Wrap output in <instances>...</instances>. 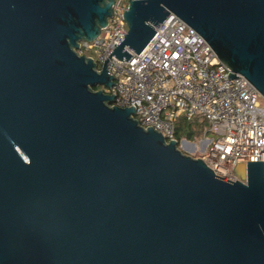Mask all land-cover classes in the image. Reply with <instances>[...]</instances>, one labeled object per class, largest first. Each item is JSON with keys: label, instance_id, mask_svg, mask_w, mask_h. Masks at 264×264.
Segmentation results:
<instances>
[{"label": "water", "instance_id": "95a60500", "mask_svg": "<svg viewBox=\"0 0 264 264\" xmlns=\"http://www.w3.org/2000/svg\"><path fill=\"white\" fill-rule=\"evenodd\" d=\"M115 2L0 0V264H264V162L224 179L105 90L174 13L264 97V0H129L99 69Z\"/></svg>", "mask_w": 264, "mask_h": 264}, {"label": "built area", "instance_id": "2783aa9c", "mask_svg": "<svg viewBox=\"0 0 264 264\" xmlns=\"http://www.w3.org/2000/svg\"><path fill=\"white\" fill-rule=\"evenodd\" d=\"M129 0H116L109 24L94 41H83L79 52L92 56L101 69L128 33L124 17ZM141 54L127 61L112 55L107 61L115 84L112 105L134 107L135 117L167 140L176 138V121L202 117L203 129L195 152L215 173L237 179L238 163L264 162V97L243 75L218 58L207 40L178 15L171 13ZM116 43V45H115ZM180 143V140H179ZM183 146V144H182ZM184 148V147H183Z\"/></svg>", "mask_w": 264, "mask_h": 264}, {"label": "trees", "instance_id": "16d2710c", "mask_svg": "<svg viewBox=\"0 0 264 264\" xmlns=\"http://www.w3.org/2000/svg\"><path fill=\"white\" fill-rule=\"evenodd\" d=\"M204 127V119H201L200 116L188 119L187 116L181 115L176 121V138L178 140L182 138L194 140L202 135Z\"/></svg>", "mask_w": 264, "mask_h": 264}, {"label": "rangeland", "instance_id": "374dc122", "mask_svg": "<svg viewBox=\"0 0 264 264\" xmlns=\"http://www.w3.org/2000/svg\"><path fill=\"white\" fill-rule=\"evenodd\" d=\"M101 87V86H100ZM201 119H202V117H200ZM204 122H205V126L208 124L205 120H204ZM202 135H203V133H202ZM201 135V136H202ZM201 136H199L198 138H196V139H194V140H192V141H200V138H201ZM182 139H185V138H182ZM181 139V140H182ZM180 140V141H181ZM192 148H183V150L186 152V153H188V154H190V155H192V156H194V157H196V158H198V157H201V155L199 154V153H197V152H195V150L194 149H192Z\"/></svg>", "mask_w": 264, "mask_h": 264}, {"label": "bare ground", "instance_id": "6f19581e", "mask_svg": "<svg viewBox=\"0 0 264 264\" xmlns=\"http://www.w3.org/2000/svg\"><path fill=\"white\" fill-rule=\"evenodd\" d=\"M183 147L184 148H192V149H195V144H191V143H189V142H184L183 143ZM191 149V150H192Z\"/></svg>", "mask_w": 264, "mask_h": 264}]
</instances>
